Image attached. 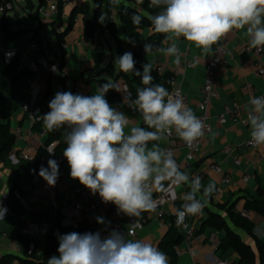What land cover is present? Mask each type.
Listing matches in <instances>:
<instances>
[{
	"label": "crops",
	"instance_id": "0c3cea01",
	"mask_svg": "<svg viewBox=\"0 0 264 264\" xmlns=\"http://www.w3.org/2000/svg\"><path fill=\"white\" fill-rule=\"evenodd\" d=\"M99 5L97 0H77L62 8V21H56L57 26L51 23L41 26L36 34L39 44L38 52L45 56L41 42L42 35L46 38L49 46L51 38L56 43V48L53 46L49 47L48 56L51 61L58 62L61 56V49L63 48L65 65L59 75L63 78V81L56 84L57 78H53L43 70H39L37 73L30 72L21 87L23 102L30 103L37 96H41L39 106L42 109V114H45L50 110L48 107L49 101L57 92H60L58 85L63 87V91L92 95L99 89L96 79H104L115 85V94H110L108 99L106 97L109 104L126 114L129 118V127L125 129V132H128L132 126L147 128L137 107L131 110L122 101L120 93L122 79L112 78L106 72H103L105 64L109 61L114 66L115 74L118 70L114 63V58L117 57L115 40L107 32L100 35V39L104 41L105 48L102 62L97 65L92 54L93 46L83 38V15L86 11L93 12ZM116 5L123 6L129 5V3L125 0H119ZM100 7L102 12L103 5L101 4ZM71 12H74L73 26L66 35L65 43L61 48L55 38V32L63 29ZM113 15V22L118 30V35L124 41L121 20L116 9L113 11ZM6 17L8 22V14ZM10 29L16 31L11 26ZM18 29H21V26ZM29 29L21 30L22 32H19L11 39H4L2 35L1 43L7 48L16 49L21 61V68L31 70L35 63L37 52L29 47L27 35V30ZM148 32L149 30L143 31L144 34H148ZM49 34L52 35L51 38ZM98 35L99 28L95 38ZM105 40H107V43H105ZM227 40L230 51L228 56L230 58L229 63L226 67L219 69L215 79L219 97L211 100L207 108L212 131L205 135L198 159L190 166H183L186 150L178 139H174L177 143L172 153L177 164L181 165L180 170L186 172L190 178L200 177L202 185L207 186L209 183H214L216 186L219 184L220 175L209 168L211 164H218L221 166L223 173L229 175L236 182V186H223L219 197H215L213 193L209 197H204L202 192L198 195L199 199L206 201L203 211L197 215H189L188 220L194 226L199 239L190 238L182 241L177 247L182 251V254L177 256V264H213L214 257L220 255L216 251L213 242L209 239L210 233L217 230L207 225L202 226L203 220L208 216L207 211L218 213L224 217L231 229L240 236L242 241L250 245L255 252V238L264 243V213L248 211L249 219L254 223L253 236L232 225L226 213V209L232 202H236L241 208H244L248 198L258 197L259 189H264V146L252 148L246 145V141L250 137V125H235L230 120L225 123H219L217 120L218 115L223 113L224 106L234 101L240 104V115H245L249 110L246 105H248L250 99L255 95L264 93V76L257 77L254 75V60L251 55L244 52V46L249 44V37L245 34V30H233L227 34ZM170 43L171 41L166 40L160 48H166ZM176 43L181 52L180 58L192 61L194 66L181 69L175 80L182 92L188 97L189 108L193 110L195 115H200L197 103L201 99L200 90L205 78L206 63L216 54L217 48L214 45L212 51L205 54L183 37L176 40ZM108 45L110 49H108ZM160 48L145 54L141 64L149 63L152 68L161 67L162 71L172 72L175 66V57L165 55L159 51ZM49 81L51 94L48 97L46 96V89L49 86ZM247 85L249 90L245 89ZM0 120L2 121L1 116ZM9 126L10 132L15 136V140L10 150L3 156L0 155V191L3 194L18 190L26 198L29 205V211H25L22 216H18L11 212V208L16 201L10 198L7 200L6 206L3 207L6 209V213L3 217L0 216V260L2 257H10L8 264H12L19 262V257H23L27 252L31 251L29 245L28 248H25L23 241L17 238V235L25 236L23 229L26 221L39 218L45 214L53 216L56 213H60L62 220H64L65 214L73 216L70 209L67 212L65 210V206L69 201V191L60 178L64 176L68 181L73 179L70 177V168L66 162L59 165V176L55 186H49L39 176L40 167L44 166L47 168L44 165L45 158L41 160V166L33 171V162L24 161L19 157V152L27 147H33L36 155L38 148L43 145L46 139V135L41 136L40 131L34 128V123L30 121L27 113L21 107L17 108L12 114ZM40 127L42 130H47L43 121L40 123ZM58 130L64 138L67 131L63 128ZM17 133L20 136H17ZM173 134H175L174 131ZM172 141V138L165 135L159 141L149 142V147L158 143L160 148H162L169 145ZM228 146L234 147L235 151L226 153L225 148ZM234 157L239 160L238 165L233 163ZM243 175L247 176L245 182L240 180ZM165 184L172 193L173 201L164 207V214L165 217H174L176 209L180 208L184 203L183 195L190 188L187 184L179 186L169 182H165ZM154 194L155 189L153 197ZM53 201H56L57 207L51 206ZM216 204H220L223 207L217 208ZM108 216L109 210L106 209L91 213L90 220L86 218L84 212H81L76 219L78 223L85 227L82 234L99 232L103 239L115 230L124 234L127 239L144 240L156 247L169 227L166 220L163 224H160L155 219V214L150 213L149 221L137 229L136 236H132L129 234L130 227L126 215L121 213L115 224L109 223ZM98 217L103 218L104 222L98 223ZM217 236L219 240L223 236V232L217 231ZM35 241L36 252L39 254L47 244V237ZM222 257L231 264H238L239 262V256L233 251L222 254Z\"/></svg>",
	"mask_w": 264,
	"mask_h": 264
},
{
	"label": "clouds",
	"instance_id": "9594fccd",
	"mask_svg": "<svg viewBox=\"0 0 264 264\" xmlns=\"http://www.w3.org/2000/svg\"><path fill=\"white\" fill-rule=\"evenodd\" d=\"M150 6L163 7V11L148 18L153 31L165 34V39L171 41L159 51L174 56L176 63L181 57L176 40L181 37L207 54L226 34L245 30L250 48H264V0H150ZM103 21V16L98 18V23ZM132 21L140 24L141 16L134 15ZM143 47L146 54L153 50L152 44ZM114 63L120 71L140 76L144 87L137 89L134 103L147 128L132 126L125 132L130 121L106 99L107 92L115 87L109 83L102 84L92 95L57 92L49 101L50 110L41 119L49 131L68 129L63 156L70 177L93 195L98 193L105 204H114L118 213L139 217L143 212L154 211V189H163L165 182L187 184L190 190L175 212L179 226L186 216L202 211L206 201L198 195L202 192L204 197L211 196L215 184L204 186L200 177L190 178L180 170L171 151L160 148L158 143L149 147V142L159 141L174 131L191 146L205 134V125L181 98L171 95L162 84H153L151 64H142V71L137 69L130 51L115 57ZM246 108L249 143L262 147L264 96L252 97ZM47 163V168L40 167L39 176L49 186H55L59 165L53 159ZM5 213L6 209L0 207V216ZM97 222L103 223V218L98 217ZM58 239L59 255L50 257L47 264H169L166 253L152 243L127 239L115 230L103 239L99 232H71Z\"/></svg>",
	"mask_w": 264,
	"mask_h": 264
},
{
	"label": "trees",
	"instance_id": "16d2710c",
	"mask_svg": "<svg viewBox=\"0 0 264 264\" xmlns=\"http://www.w3.org/2000/svg\"><path fill=\"white\" fill-rule=\"evenodd\" d=\"M12 0H0V5H4ZM129 5L117 6L116 3H113V0H97V2L102 7V12L99 7L95 8L93 12L86 11L83 15V38L85 41H88L93 46L92 54L93 58L97 65H100L102 58L104 56V41L100 39V35L104 32H107L116 42V54L122 55L126 51L133 53V56L136 61V68L141 69V60L146 54L144 51L145 44H152L153 50H156L161 47L162 43L166 41L165 34L155 33L152 28L151 20L148 18L150 15L158 14L163 11V7L155 8L149 5L150 0H125ZM118 11V15L121 20L122 25V34L124 36V41L118 35V30L115 23L111 19V14L114 10ZM134 15L141 16L140 24H134L132 17ZM7 12L3 13L0 16V30L5 39H11L16 36L19 32H22L21 29L13 31L10 29V26L7 22ZM103 16V24L98 23V18ZM14 18H18L17 14H14ZM74 19V12H71L69 15L67 23L64 25L63 29L55 32V38L59 45L63 46L65 43V37L72 29ZM56 21H62V8H59V12L56 18ZM42 24H39L33 30L37 34L38 30L41 28ZM99 28V35L95 38L97 29ZM144 30H149L148 34H144ZM129 41H133L135 46ZM151 51V52H152ZM59 66L61 69L64 67V51L61 49V56L58 59ZM115 74L114 66L111 61L107 62L103 68V72H106L112 78H121L124 83L127 84L131 90L133 97H137V89L144 87L141 83L140 76L135 75L134 73H124L117 68ZM142 71V69H141ZM30 70L27 68H21V61L19 57H14L10 61H5L0 57V155L3 156L7 153L11 145L15 140V136L10 132L9 120L12 114L17 108L20 107L23 102L21 96V87L27 77L30 75ZM151 75L154 77L153 84L159 83L162 84L168 91L170 90V83L172 78V72L162 71L159 72L157 68H152ZM57 79L59 83H62L63 78L58 76ZM96 83L100 87L102 84L110 82L105 81L104 79H96ZM113 85V84H112ZM51 88L50 81L49 86L46 89V96H50ZM110 94H115V89L111 88L107 94V99L110 97ZM41 99L37 103L39 105ZM34 128L38 131H41L40 123H35ZM55 143L54 146V155H59L63 153L66 144L64 138L59 130L49 131L46 130V139L42 146H40L35 155L32 166V170H36L41 166V160L48 156L46 146L49 143ZM79 185L78 180H75ZM236 202H232L230 206L226 209L228 220L236 228L243 230L250 236L252 235V230L254 228V223L248 217L242 216L239 213L235 212L233 207ZM217 208L223 207L220 204L215 205ZM244 209L246 211H255L264 213V189H259L258 197L248 198ZM11 212L18 216H22L25 213V210L14 203ZM147 212H143L139 217L145 216ZM207 218L202 222V226L207 225L217 231H222L223 236L219 239V244L217 247V252L222 254L233 251L239 256L238 264H264V243L255 238V247L256 252L252 249L250 245L241 240L240 236L235 233L233 229L228 225L227 221L220 214L215 212L207 211ZM49 220L51 221V228L49 230L47 237V244L41 253L36 252V241L33 240V248L31 251L27 252L25 256L19 257V264H47V261L53 255L58 256L57 251L59 247V236L71 232H76L82 234L84 230V225L77 223L75 228L65 227L62 225V218L60 213H56L53 216L45 214L39 218H33V220ZM164 219L168 222L169 227L163 238L159 241L157 248L164 253H166L169 258V264H177V255L176 249L183 241V233L178 228L174 221V217H165ZM17 238L23 241L25 248H28L29 239L26 236H19ZM10 257H2L0 264H8Z\"/></svg>",
	"mask_w": 264,
	"mask_h": 264
},
{
	"label": "built area",
	"instance_id": "2783aa9c",
	"mask_svg": "<svg viewBox=\"0 0 264 264\" xmlns=\"http://www.w3.org/2000/svg\"><path fill=\"white\" fill-rule=\"evenodd\" d=\"M75 1L77 0H42V2L37 7V18L40 20V24L46 25L48 23H51L54 24V26H57L56 18L59 12V8L68 6L74 3ZM11 10H13L12 2H8L4 5H0V16L3 13L5 12L8 13ZM113 18L114 15L112 13L111 19L113 20ZM33 29L34 28H30L29 30H27V35L29 38V47L30 49L37 52L35 63L31 67L30 71L33 73H37L39 70H43L44 72L51 75L53 78H57L60 75L59 63L56 61L49 60V58L38 52L39 51L38 39ZM2 35L3 34L0 30V57L5 61H10L14 57H18V52L16 49L7 48L5 45L1 43ZM215 46L217 48L216 54L212 58H210L206 63L205 78L200 90L201 99L197 103V107L200 111V115H196V116L203 121L205 125V134L201 138H199L196 142H194L193 145L188 146L176 134H173L172 132L171 134L166 136L172 138L173 141L169 145L162 147V149L172 152L176 147V143H177L176 140L178 139L181 145L186 150V155L183 161L184 167L190 166L198 159L202 141L205 135H207L212 131V126L210 123L209 115L207 113V108L211 100L219 97V93L216 88V81H215L216 75L220 68L226 67L229 63L230 58H228V56L230 51H229V43L227 40V34ZM244 52L248 55H251V57L254 60V75L257 77L264 76V48L261 49L250 48L249 44H246L244 46ZM193 66L194 63L192 61L180 58L179 63L175 62V66L172 71L171 83H170L169 93L174 97L181 98L187 107H189L188 97L186 96V94L182 92L181 88L177 85L175 77L181 69L191 68ZM157 70L159 72H162L161 67H157ZM245 89L249 90V86L247 85ZM120 93H121L122 101L127 105V107L131 110L136 109V105L134 103L135 98L133 97V94L129 89V87L127 86V84L124 83L123 81L120 84ZM260 96H264V93L260 95H255V97H260ZM40 99L41 96H37L33 102L30 103L22 102L20 105L21 109L27 113L30 121L34 124L41 123L43 121L41 119V116L43 115L42 109L37 104ZM217 120L219 123H225L227 120H230L235 125H240V126L248 125V123L246 122L247 113L243 116L240 115V104L236 101L232 102L231 104L225 105L223 113L218 115ZM40 135L41 136L46 135V131L41 130ZM17 136L20 135L17 133ZM174 139L176 140L174 141ZM249 141H250V137L246 141V145L248 147L257 148V147H253L249 143ZM54 146H55L54 142L49 143L46 146V150L48 152V156L45 158L44 161L45 162L44 165L46 167H48L47 162L49 159L55 160L58 165H62L67 162V160L63 156V153L59 155H54ZM233 151H235L234 147L228 146L225 148L226 153H232ZM19 157L24 161L32 162L35 158V149L33 147L24 148L19 152ZM233 163L236 165L239 164V160L237 159V157H234ZM178 166L179 168H181L180 164H178ZM209 168L210 170L220 175V182L218 185L215 186V191L213 192L215 197H219L221 195L223 186L225 185L233 186V187L236 186V182L229 175L223 173V170L220 165L211 164ZM60 180L65 183L69 191V201L65 206V210L67 212L68 209H70L73 213V216H69L65 214V218L64 220H62L63 226L75 228L78 223L76 218L80 215L81 212H84L86 218L90 220L91 213L95 211H104L106 209L109 210V216H108L109 223L110 224L116 223L118 216L121 213H118V210L114 204L111 203L105 204L104 202H102L98 193L96 195H93L87 188L79 185L74 180L68 181L65 179L64 176H62ZM240 180L245 182L247 180V176L246 175L241 176ZM10 198L14 199L18 203V205L22 207L25 211H29V205L26 198L18 190H12L8 193H3V194H1L0 191V207L2 208L5 207L7 200ZM153 199L156 201V208L154 211L147 212L145 216L141 218L126 216L130 227L129 230L130 235L136 236L137 229L141 228L144 224H146L149 221L150 213L155 214V219H157V221L160 224H163L165 222L164 207L173 201V196L169 187L164 183L163 189L156 188ZM51 206L57 207L56 201H53ZM233 209L235 212L239 213L240 215L249 218L248 211H246L244 208H241L237 203L234 205ZM188 216L185 217L184 221L179 226L177 224V217L176 215L174 216V221L176 225L184 235L183 241L188 240L190 238L199 239V235L196 234V230L194 226L189 222ZM51 225H52L51 221L46 219L43 220L30 219L26 221V224L23 229V234L29 239H31V241L29 242L30 250L33 248V240H39L46 237L49 233ZM209 239L213 242L214 247L217 251V247L219 244L217 231L211 232L209 235ZM181 254L182 251L179 248H177L176 255L179 256ZM12 264H19V262ZM213 264H231V263L222 256L218 255L214 257Z\"/></svg>",
	"mask_w": 264,
	"mask_h": 264
},
{
	"label": "rangeland",
	"instance_id": "374dc122",
	"mask_svg": "<svg viewBox=\"0 0 264 264\" xmlns=\"http://www.w3.org/2000/svg\"><path fill=\"white\" fill-rule=\"evenodd\" d=\"M13 4V10L9 11L8 14V23L10 26L17 30L19 27L14 22V14L18 15V18L21 21V30L29 29L30 27H37L40 24V20L37 18V7L39 5L38 0H12ZM31 2L34 5V8L32 10H27L26 7ZM44 34V32H43ZM51 38V34H49ZM5 39V38H4ZM51 44H49L46 41V38L44 35H42L41 42L43 46V52L47 58L50 59L48 56L49 53V47L53 46L56 48V43L53 38H51Z\"/></svg>",
	"mask_w": 264,
	"mask_h": 264
},
{
	"label": "water",
	"instance_id": "95a60500",
	"mask_svg": "<svg viewBox=\"0 0 264 264\" xmlns=\"http://www.w3.org/2000/svg\"><path fill=\"white\" fill-rule=\"evenodd\" d=\"M42 2V0H38V3L40 4ZM34 8V5L31 3V2H29V4L27 5V7H26V9L27 10H32ZM15 24L18 26V27H20L21 26V21H20V19L19 18H17L16 19V21H15ZM105 43H107V40H105ZM108 49H110V46L108 45ZM59 70L61 71V67L59 66ZM56 84H59V80L58 79H56ZM58 90L60 91V92H62L63 91V87L61 86V85H58ZM65 131H68V129L65 127V128H63Z\"/></svg>",
	"mask_w": 264,
	"mask_h": 264
}]
</instances>
